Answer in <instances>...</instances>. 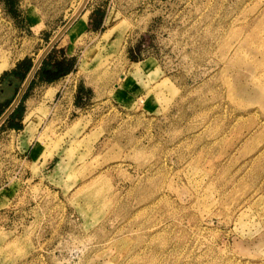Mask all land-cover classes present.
Listing matches in <instances>:
<instances>
[{"label":"rangeland","instance_id":"obj_1","mask_svg":"<svg viewBox=\"0 0 264 264\" xmlns=\"http://www.w3.org/2000/svg\"><path fill=\"white\" fill-rule=\"evenodd\" d=\"M78 1L0 0V56L33 63ZM94 2L42 175L0 123V264H264V0Z\"/></svg>","mask_w":264,"mask_h":264},{"label":"crops","instance_id":"obj_2","mask_svg":"<svg viewBox=\"0 0 264 264\" xmlns=\"http://www.w3.org/2000/svg\"><path fill=\"white\" fill-rule=\"evenodd\" d=\"M88 1L89 0L86 1L81 11L68 24L64 32L57 39V41L59 40L58 44H60V42L63 43H61L62 45H59L62 46V52L58 55L56 54V57L70 58L72 53H68V45L70 43L69 39L71 37H77L79 33L81 34L87 30H96V28L91 27V20L94 16L93 11L97 8H102V6L97 5L94 2V5H90L91 7L85 9ZM80 2L81 0L77 2L73 12ZM108 17L109 15L103 12L99 26L105 22L107 23L110 20ZM68 19L64 23H66ZM64 23L62 25H64ZM62 38L64 39L63 41ZM54 46L56 47V44ZM10 53L9 55L0 56V64L5 65V67L1 69L0 73L3 70H9L14 65V60L10 62ZM75 63L76 61L74 58L72 59L70 69L53 80H34L23 100V111L20 118L21 126L19 128L8 127L9 130L14 132L13 146L16 149L14 153H18L20 160H23L26 164L35 165L37 167V171H39L41 175L43 174L42 172L45 162L46 164H49L53 161L54 157V150L47 158L43 157L45 150L43 138H41V125L44 120L47 121L56 120L60 117L62 118L67 108L74 105ZM2 86L7 87L3 84ZM30 90L33 91V94L29 92ZM39 120L40 123H38Z\"/></svg>","mask_w":264,"mask_h":264},{"label":"trees","instance_id":"obj_3","mask_svg":"<svg viewBox=\"0 0 264 264\" xmlns=\"http://www.w3.org/2000/svg\"><path fill=\"white\" fill-rule=\"evenodd\" d=\"M93 13L94 16L91 20V27L96 28L100 24L102 11L95 9ZM53 49L54 45L41 59L20 100L3 120L2 124L4 126L13 128H19L21 126L20 118L23 111V100L34 80L50 81L57 78L59 75L64 74L70 69L72 58L56 57V55L52 54ZM31 65L32 62L29 57L23 56L22 58L18 59L9 70H3L0 73V91L3 89L2 84L6 85L7 87L12 86L13 88L10 96L6 100L0 102V114L9 105Z\"/></svg>","mask_w":264,"mask_h":264},{"label":"water","instance_id":"obj_4","mask_svg":"<svg viewBox=\"0 0 264 264\" xmlns=\"http://www.w3.org/2000/svg\"><path fill=\"white\" fill-rule=\"evenodd\" d=\"M87 0H81L75 11L72 13L71 17L68 19L64 25L61 26V28L53 35V37L48 41V43L45 45L41 53L38 55L37 59L32 63L29 70L27 71L25 77L23 78L19 89L15 93L13 99L9 103V105L6 107V109L0 114V123L6 118V116L9 114V112L13 109V107L17 104V102L20 100L29 80L33 76L35 69L37 68L38 64L40 63L41 59L45 55V53L53 46V44L57 41V39L61 36V34L64 32L68 24L75 18V16L81 11L83 6L85 5Z\"/></svg>","mask_w":264,"mask_h":264},{"label":"bare ground","instance_id":"obj_5","mask_svg":"<svg viewBox=\"0 0 264 264\" xmlns=\"http://www.w3.org/2000/svg\"><path fill=\"white\" fill-rule=\"evenodd\" d=\"M41 53V52H40ZM39 53V54H40ZM38 57V56H37ZM37 59V58H36ZM4 68V64H0V71H1V69H3Z\"/></svg>","mask_w":264,"mask_h":264}]
</instances>
